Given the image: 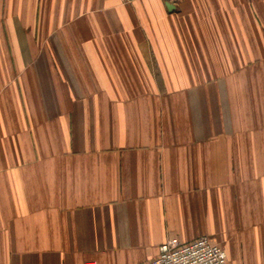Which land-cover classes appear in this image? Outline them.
Wrapping results in <instances>:
<instances>
[{
  "label": "crops",
  "instance_id": "1",
  "mask_svg": "<svg viewBox=\"0 0 264 264\" xmlns=\"http://www.w3.org/2000/svg\"><path fill=\"white\" fill-rule=\"evenodd\" d=\"M202 236L264 264V0H0V264Z\"/></svg>",
  "mask_w": 264,
  "mask_h": 264
},
{
  "label": "built area",
  "instance_id": "2",
  "mask_svg": "<svg viewBox=\"0 0 264 264\" xmlns=\"http://www.w3.org/2000/svg\"><path fill=\"white\" fill-rule=\"evenodd\" d=\"M132 3L135 0H120ZM226 251L208 237L202 236L190 243L182 244L177 238H171L159 248V255L145 264H229ZM84 264H98L95 260H86Z\"/></svg>",
  "mask_w": 264,
  "mask_h": 264
}]
</instances>
